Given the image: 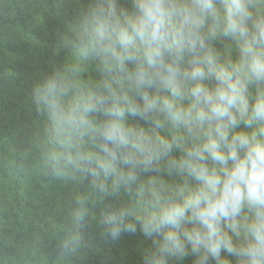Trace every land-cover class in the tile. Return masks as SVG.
<instances>
[{"label":"clouds","instance_id":"9594fccd","mask_svg":"<svg viewBox=\"0 0 264 264\" xmlns=\"http://www.w3.org/2000/svg\"><path fill=\"white\" fill-rule=\"evenodd\" d=\"M131 5L129 10L118 0H98L84 22V55L98 56L117 74L118 86L103 85L106 96L77 90L65 100L74 85L56 73L37 86V101L47 108L61 144L71 145L88 131L99 134L104 155L81 159L94 160L105 175L122 164L130 169L120 173L125 184L173 150L166 137L138 131L129 117L161 129L163 120L183 127L192 147L177 145L180 170L197 184L180 189L179 200L169 197L145 218L143 234L154 238L160 257L195 255L193 264H231L221 256L227 252L236 264H264V90L258 88L255 97L250 92L264 83V0ZM218 31L235 41L238 62H221L208 46ZM100 111L109 119L96 125L90 116ZM241 125L253 131H236ZM61 158L53 151V162ZM126 215L121 209L120 217ZM109 219L116 220V213Z\"/></svg>","mask_w":264,"mask_h":264},{"label":"trees","instance_id":"16d2710c","mask_svg":"<svg viewBox=\"0 0 264 264\" xmlns=\"http://www.w3.org/2000/svg\"><path fill=\"white\" fill-rule=\"evenodd\" d=\"M97 2L0 0V264H193L197 259L160 257L154 238L141 230L142 221L169 197L175 202L180 189L197 184L180 170L183 153L177 145L192 147L183 127L163 117L162 129L129 117L138 131L166 137L173 150L148 171L138 169L137 180L125 184L119 176L130 169L122 164L105 175L94 160L81 159L104 155L99 134L88 131L71 145L61 144L47 108L36 99L37 86L56 73L74 85L65 100L77 90L100 97L107 95L103 85L118 86L117 74L98 56L84 55V22ZM118 3L131 10V0ZM207 43L221 62H238L235 41L221 31ZM258 88L264 90V83L250 86L253 97ZM90 119L103 125L109 118L100 111ZM236 131L253 129L241 125ZM53 151L61 154L59 161L53 162ZM121 209L127 210L123 218ZM111 213L116 220L109 219ZM242 239L243 232L234 237ZM221 256L236 264L227 252Z\"/></svg>","mask_w":264,"mask_h":264}]
</instances>
